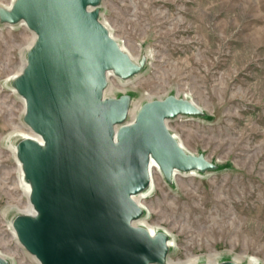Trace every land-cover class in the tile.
I'll return each instance as SVG.
<instances>
[{"label": "rangeland", "instance_id": "1", "mask_svg": "<svg viewBox=\"0 0 264 264\" xmlns=\"http://www.w3.org/2000/svg\"><path fill=\"white\" fill-rule=\"evenodd\" d=\"M97 9L112 37L144 63L128 80L111 77L104 97L140 106L192 100L202 114L167 127L184 151L216 167L180 172L171 184L155 170L140 226L169 237L166 264H264V0H100ZM33 37L0 23V258L8 264H36L9 227L28 203L13 156L27 130L10 79Z\"/></svg>", "mask_w": 264, "mask_h": 264}, {"label": "water", "instance_id": "2", "mask_svg": "<svg viewBox=\"0 0 264 264\" xmlns=\"http://www.w3.org/2000/svg\"><path fill=\"white\" fill-rule=\"evenodd\" d=\"M99 3L14 0L0 7L1 24L22 23L35 36L12 81L25 102L24 123L38 138L16 144L35 214L15 217L12 227L40 264H165L167 236L132 225L143 215L133 197L148 188L150 162L168 183L173 171L216 169L184 151L166 126L202 111L168 96L143 104L125 124L130 98L104 97L106 74L128 80L144 63L110 37Z\"/></svg>", "mask_w": 264, "mask_h": 264}, {"label": "bare ground", "instance_id": "3", "mask_svg": "<svg viewBox=\"0 0 264 264\" xmlns=\"http://www.w3.org/2000/svg\"><path fill=\"white\" fill-rule=\"evenodd\" d=\"M13 1L14 0H12L11 1V3H10V5L8 6V7H4V8H9L10 6H11V4L13 3ZM102 25H103V27L105 28V29H107V31H108V33H109V35H110V37L117 43V45L119 46V48L134 62V63H138V60H137V58H135V57H133L120 43H118L117 41H116V39H114L113 37H112V35H111V33L109 32V30H108V28L106 27V25L101 21L100 22ZM18 25V24H17ZM19 25H22V26H25L24 24H22V23H19ZM26 27V26H25ZM34 39H35V36L33 37V42H34ZM32 42V43H33ZM24 65H25V59H24V61H23V63H22V67L19 69V71H18V73L15 75V76H13L12 78H11V76H10V81L12 82L15 78H16V76H18L20 73H21V71H22V69H23V67H24ZM17 72V71H16ZM15 72V73H16ZM139 74V73H138ZM138 74H136L135 76H137ZM117 78L115 75H113V73L112 72H108L107 74H106V82H107V84H108V82H109V80H110V78ZM8 80V79H7ZM111 87V86H110ZM12 92L15 94V95H17L19 98H20V100H21V103H22V110H21V113H22V117H24V114H25V102H24V100L17 94V92L15 91V89L12 87ZM178 98V97H177ZM182 99H185V100H187V101H189V102H191L192 104H194L196 107H198L192 100H190V99H188L187 97H183ZM139 108H140V105H139V102L138 103H134V102H131L130 101V106H129V109H128V114H127V118H128V120L132 123L133 121H134V119H135V116H136V114H137V112H138V110H139ZM199 108V107H198ZM201 111H202V109L201 108H199ZM22 121H23V123H24V120H23V118H22ZM166 126H167V123H166ZM24 128L27 130V132H25V133H21L22 135L20 136L21 137V139L20 140H22V139H36V140H38V138H37V136L29 129V127L24 123ZM168 128V127H167ZM169 130V129H168ZM170 132V131H169ZM20 133V132H19ZM175 137V136H174ZM175 139H176V137H175ZM177 140V139H176ZM178 141V140H177ZM178 143L181 145V143L178 141ZM182 146V145H181ZM13 156H14V159H15V161H16V165H17V171H18V178H19V185H20V187L22 188V190H23V193H24V195H25V197H26V199H27V201H28V203H27V209L25 210L26 212L25 213H22V215H28V216H33L34 214H35V211H34V209H33V207L31 206V204H30V199H29V197H30V184L25 180V177H24V173H23V170H22V166H21V164H20V162H19V160H18V158H17V150H16V146L13 148ZM155 170H157L158 172H159V174H161L160 173V171H159V169H158V167H157V165L154 163V162H150V168H149V185H148V188L145 190V191H143V192H141L140 194H138V195H136V196H134L133 197V200H134V202H136V204H138L139 206H140V208L142 209V211H143V215H142V217L140 218V219H138L137 221H135V222H133L132 223V225L134 226V227H142V228H144L143 226H140V221H141V219L142 218H144L145 216H146V210L142 207V205H141V201L142 200H144V199H146L149 195H150V193L152 192V190H153V174H154V172H155ZM179 173L180 172H178V171H173V173H172V175H171V183H172V181L174 180V178L177 176V175H179ZM187 173H189V174H196L197 172H195V171H192V172H187ZM170 183V184H171ZM19 211V210H18ZM22 211V210H21ZM10 227V233H11V235H12V237L15 239V241L17 242V244H19V242H18V239H17V237H16V233H15V231H14V229H13V227H12V223H11V225L9 226ZM150 234H154V233H156L154 230H152V229H146ZM167 236V235H166ZM167 246H168V253L171 251V241H170V239H169V237L167 236ZM35 260H36V264H40L39 263V261L35 258V257H33ZM165 264H166V261H165Z\"/></svg>", "mask_w": 264, "mask_h": 264}]
</instances>
